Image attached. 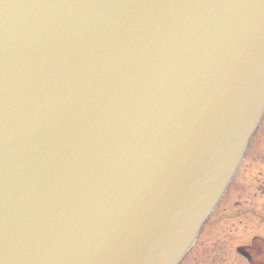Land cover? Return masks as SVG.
Here are the masks:
<instances>
[{
	"label": "water",
	"instance_id": "1",
	"mask_svg": "<svg viewBox=\"0 0 264 264\" xmlns=\"http://www.w3.org/2000/svg\"><path fill=\"white\" fill-rule=\"evenodd\" d=\"M264 116V0H0V264H180Z\"/></svg>",
	"mask_w": 264,
	"mask_h": 264
},
{
	"label": "flooded vegetation",
	"instance_id": "2",
	"mask_svg": "<svg viewBox=\"0 0 264 264\" xmlns=\"http://www.w3.org/2000/svg\"><path fill=\"white\" fill-rule=\"evenodd\" d=\"M188 256L192 264H264V119Z\"/></svg>",
	"mask_w": 264,
	"mask_h": 264
},
{
	"label": "rangeland",
	"instance_id": "3",
	"mask_svg": "<svg viewBox=\"0 0 264 264\" xmlns=\"http://www.w3.org/2000/svg\"><path fill=\"white\" fill-rule=\"evenodd\" d=\"M201 245V244H200ZM199 250V247L197 248L196 252ZM194 256V255H193ZM201 256L202 257V252L199 251L198 257ZM200 257V263L199 264H203L202 260ZM188 256L187 259L185 260V262L183 264H192V259ZM197 261V260H196Z\"/></svg>",
	"mask_w": 264,
	"mask_h": 264
}]
</instances>
